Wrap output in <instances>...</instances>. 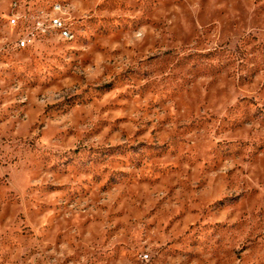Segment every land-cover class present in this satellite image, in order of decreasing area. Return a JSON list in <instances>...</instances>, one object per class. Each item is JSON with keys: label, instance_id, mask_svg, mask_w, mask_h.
Wrapping results in <instances>:
<instances>
[{"label": "rangeland", "instance_id": "374dc122", "mask_svg": "<svg viewBox=\"0 0 264 264\" xmlns=\"http://www.w3.org/2000/svg\"><path fill=\"white\" fill-rule=\"evenodd\" d=\"M0 264H264V0H0Z\"/></svg>", "mask_w": 264, "mask_h": 264}, {"label": "built area", "instance_id": "2783aa9c", "mask_svg": "<svg viewBox=\"0 0 264 264\" xmlns=\"http://www.w3.org/2000/svg\"><path fill=\"white\" fill-rule=\"evenodd\" d=\"M52 11H53V13L49 18V26L52 29H54L55 31H57L62 38L66 39V40L73 39L74 35L71 33L67 24L65 23V21L60 16V14L63 11L62 4L56 3L55 5H53ZM9 22H10L11 26H13V27L17 26L19 23V15L13 13L9 19ZM40 24H39V26H40ZM28 42H29V38L27 36L20 37L17 40V47L18 48H24L27 46Z\"/></svg>", "mask_w": 264, "mask_h": 264}]
</instances>
